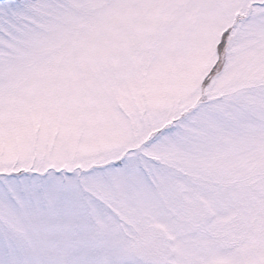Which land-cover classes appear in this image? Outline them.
<instances>
[{
	"label": "snow or ice",
	"instance_id": "obj_1",
	"mask_svg": "<svg viewBox=\"0 0 264 264\" xmlns=\"http://www.w3.org/2000/svg\"><path fill=\"white\" fill-rule=\"evenodd\" d=\"M0 264H264V0H0Z\"/></svg>",
	"mask_w": 264,
	"mask_h": 264
}]
</instances>
